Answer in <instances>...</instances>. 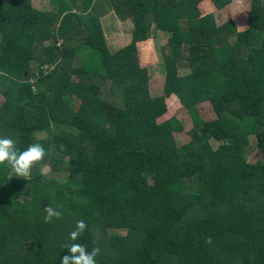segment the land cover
<instances>
[{
    "label": "trees",
    "instance_id": "1",
    "mask_svg": "<svg viewBox=\"0 0 264 264\" xmlns=\"http://www.w3.org/2000/svg\"><path fill=\"white\" fill-rule=\"evenodd\" d=\"M203 1L49 0L40 11L0 0V138L46 152L27 180L0 165V264H61L78 220L96 264H264V0H250L243 32L202 16ZM107 11L132 24L114 54ZM157 31L168 53L152 98L136 45ZM170 98L192 124L183 146L177 120L157 124ZM203 103L215 120L202 122ZM57 205L61 218L45 222Z\"/></svg>",
    "mask_w": 264,
    "mask_h": 264
},
{
    "label": "rangeland",
    "instance_id": "2",
    "mask_svg": "<svg viewBox=\"0 0 264 264\" xmlns=\"http://www.w3.org/2000/svg\"><path fill=\"white\" fill-rule=\"evenodd\" d=\"M176 1L181 2L185 0ZM31 2L33 7L40 11H50L52 9L49 0H31ZM249 6L250 0H232V3L229 6L224 8L222 11H218L215 8L214 10L212 9V7L214 6L210 2V0H204L198 5V10L202 16L213 14L216 20V24L219 27L230 21L233 22L238 32H243L247 28V13L249 12ZM105 20L104 36L107 42L108 49L110 50L111 54H114L119 50L120 47H123L127 44L126 36L128 33V27H126V25H122L119 29L116 26L117 22L112 18V16H108V18H106ZM152 28L153 27H151V30ZM153 35L154 36L151 39L146 41V44L139 45L138 61L140 68H145L147 71L149 94L152 98H156L163 95L162 89L165 74L163 55L167 54L168 51L165 50L164 54V51L162 49L166 44L168 36L158 31L154 32ZM143 51L147 52V54L149 52L150 56L144 55L145 52L143 53ZM141 62L145 63V65H143V63ZM188 72V70L180 69L179 74L181 76H184L188 74ZM66 75L67 71L64 72V76ZM2 102L3 97L2 95H0V104ZM165 104L167 108L166 114L162 118L157 120V124L160 125L161 123H164L171 118L177 120L180 123L182 130L179 133L175 134V142L178 146H183L190 140L189 132L192 128V124L189 115L174 98L167 99ZM197 111L202 122H209L216 119L212 108L208 103L198 105ZM44 138L45 134L37 135L38 140H43ZM254 141V138H250L249 148L246 151V160L249 164H255L257 161L261 160V155L256 149ZM43 168L44 167H41L39 170L40 175L43 179H57L54 175H52L51 172L44 173ZM11 175L14 176L12 171ZM14 178L20 177L14 176ZM60 180H62V178H60Z\"/></svg>",
    "mask_w": 264,
    "mask_h": 264
},
{
    "label": "clouds",
    "instance_id": "3",
    "mask_svg": "<svg viewBox=\"0 0 264 264\" xmlns=\"http://www.w3.org/2000/svg\"><path fill=\"white\" fill-rule=\"evenodd\" d=\"M60 148L63 150L64 146L61 145ZM45 155V149L39 143L31 144L21 151L13 138H0V165L6 163L11 168L14 176L23 178L24 180L31 178L33 167L42 162ZM50 170L48 166H44L43 168L44 173H48ZM60 207V205L45 207L43 210L46 214L45 222H51L53 218L60 219L62 216L61 211L58 210ZM87 227L84 220L77 221L75 229L69 234V239L73 241V243L67 245L69 254L62 258L61 264H96V257L100 254L99 246L89 250L85 244L76 242ZM206 243H211L210 237L206 240Z\"/></svg>",
    "mask_w": 264,
    "mask_h": 264
},
{
    "label": "crops",
    "instance_id": "4",
    "mask_svg": "<svg viewBox=\"0 0 264 264\" xmlns=\"http://www.w3.org/2000/svg\"><path fill=\"white\" fill-rule=\"evenodd\" d=\"M212 9L214 10V7H212ZM222 11V10H221ZM108 16H112V18L117 22L116 23V26L120 29V26H122V25H126V27H128V33H127V36H126V38H127V40H126V42H127V44L125 45V46H123V47H120L121 49H123V48H125V47H127V46H129L130 44H131V37H130V33H131V30H132V24H131V21L130 20H126V21H121L115 14H114V12H111V11H107V14H105L104 16H102V17H100L98 20H99V23L101 24V30H102V32H103V34L105 35V32H104V21H106L105 19L106 18H108ZM117 32V31H116ZM113 33H115V32H113ZM144 45V44H146V42H144V43H138L136 46H137V53L139 54V49H138V47H139V45ZM119 48V50H121ZM118 50V51H119ZM144 55H147V54H144ZM148 56H150V54L148 53ZM140 59V58H139ZM141 63H143V62H141ZM143 65H145V63H143ZM140 66V65H139ZM163 90V89H162ZM162 94H163V92H162Z\"/></svg>",
    "mask_w": 264,
    "mask_h": 264
}]
</instances>
